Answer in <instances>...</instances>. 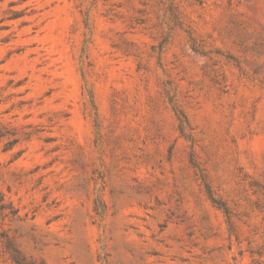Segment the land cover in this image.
Returning <instances> with one entry per match:
<instances>
[{
  "label": "rangeland",
  "instance_id": "374dc122",
  "mask_svg": "<svg viewBox=\"0 0 264 264\" xmlns=\"http://www.w3.org/2000/svg\"><path fill=\"white\" fill-rule=\"evenodd\" d=\"M0 264H264V0H0Z\"/></svg>",
  "mask_w": 264,
  "mask_h": 264
}]
</instances>
